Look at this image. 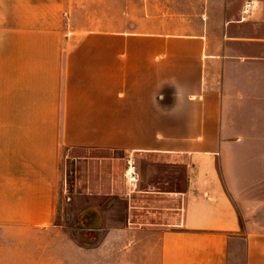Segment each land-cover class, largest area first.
Returning <instances> with one entry per match:
<instances>
[{
  "label": "crops",
  "instance_id": "obj_1",
  "mask_svg": "<svg viewBox=\"0 0 264 264\" xmlns=\"http://www.w3.org/2000/svg\"><path fill=\"white\" fill-rule=\"evenodd\" d=\"M245 1L147 0L113 27L0 0V264H264V0ZM69 153L106 170L93 188L66 191ZM125 154L181 163L184 186L126 184ZM71 222L100 240L79 252ZM31 233L58 259H30Z\"/></svg>",
  "mask_w": 264,
  "mask_h": 264
},
{
  "label": "rangeland",
  "instance_id": "obj_2",
  "mask_svg": "<svg viewBox=\"0 0 264 264\" xmlns=\"http://www.w3.org/2000/svg\"><path fill=\"white\" fill-rule=\"evenodd\" d=\"M147 0H66V8L64 12L65 22L72 24V21L77 26H91V24L100 26V22H106L113 27H119L123 23H131L141 20L142 17H148L150 14L145 8ZM158 16H165L169 13L165 11V0H158ZM179 1V0H178ZM71 28V25L69 26ZM73 153V152H71ZM91 155V154H90ZM62 170L65 174L64 187L68 193L72 192H85L86 188H93L91 184L93 180L98 178V176L103 175L104 169L100 165L96 164L97 160L89 157L82 158H72L71 154H63L62 158ZM107 161V160H106ZM109 161V160H108ZM135 162L137 169L142 177V184L147 187H151L157 190L163 191H173L180 189L185 184V174L181 163L167 162L161 157L152 154H136ZM108 165V163H103L101 166ZM120 165L118 174L123 178V170ZM122 170V171H121ZM87 184L89 187H87ZM63 187V188H64ZM256 197H258L262 204L264 210V188L257 190ZM78 204L71 205L70 209L77 207L79 208L82 204L84 197H79ZM62 206V205H61ZM122 203L117 201L116 198L111 203L110 208L113 212L115 223L117 219V214L121 213ZM65 209H69L68 206L64 205ZM119 212V213H118ZM264 221V214H263ZM69 225L76 229L78 232V245L79 252L82 249L90 247L97 240H100V233L96 236L88 231L81 229L80 226H76L73 222ZM75 233V232H73ZM94 236V237H93ZM52 238V236L50 237ZM118 236H112L111 240L117 241ZM128 239V238H127ZM134 241L133 237H130ZM131 241V242H132ZM24 244H28L30 248V259H45V260H55L57 258V252L54 249L46 248L45 252L40 255L37 251L38 242L37 237L33 236L31 233L29 238L24 237ZM113 246V245H112ZM116 247V246H115ZM111 251H116V248ZM40 256V258H39ZM102 257V254H99ZM110 264H118L117 255L115 252H111L109 255ZM241 258V256H239ZM87 256L85 253H79L78 260L85 261Z\"/></svg>",
  "mask_w": 264,
  "mask_h": 264
},
{
  "label": "built area",
  "instance_id": "obj_3",
  "mask_svg": "<svg viewBox=\"0 0 264 264\" xmlns=\"http://www.w3.org/2000/svg\"><path fill=\"white\" fill-rule=\"evenodd\" d=\"M253 1L248 0L243 3L242 11L247 13L249 9L253 6ZM123 159V180L126 184L133 186L138 180V170L135 162V157L133 154H125L122 156Z\"/></svg>",
  "mask_w": 264,
  "mask_h": 264
}]
</instances>
